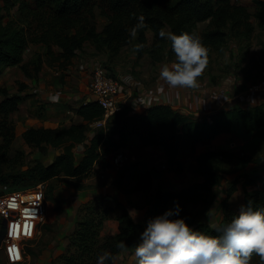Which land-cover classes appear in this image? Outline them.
Listing matches in <instances>:
<instances>
[{
	"label": "trees",
	"instance_id": "trees-1",
	"mask_svg": "<svg viewBox=\"0 0 264 264\" xmlns=\"http://www.w3.org/2000/svg\"><path fill=\"white\" fill-rule=\"evenodd\" d=\"M0 6V72L4 65H15L23 61L24 49L30 44H42L43 52L52 61L63 60L62 65L71 62L76 51L87 41L99 48H105L110 55L117 54L125 45L137 42L141 47L139 53L148 52L155 61L166 54L175 57L171 42L158 35L161 28L176 33L196 30L208 45V59L221 50L228 39L248 45L254 31L252 16L264 22V0H255L257 10L253 14L245 5L232 0H4ZM21 2L24 22L21 24L10 15V7ZM10 4H9V3ZM11 5V6H10ZM95 9L106 17L107 23L102 30L97 29ZM3 10L6 12L4 13ZM143 15L145 27L139 29L132 38L129 33ZM207 25L198 30L200 22ZM148 32L152 34L151 40ZM36 57L22 64L23 70L35 76L41 69L43 55L36 51ZM25 84H21L23 89ZM5 98L0 102V181L13 187H26L45 182L46 196L53 198L54 178L68 177L76 188L86 187L85 179L92 173L96 162L108 163L121 150L127 138L137 134L144 146L159 145L164 148L167 168L177 174L184 171L179 158L181 141L184 136L195 145L202 140L215 138L222 132L231 130L234 124H242L247 132L264 141V103L249 107H233L218 110L210 118L194 119L170 104H156L146 111L130 114V107L123 105L122 110L107 119L106 126L99 127L90 143L85 147L83 158L76 163L67 152H61L55 159L46 164L36 159L33 164L24 167V151L17 150L9 158V152L16 136V125L11 113L19 108L23 95L8 94L3 89ZM87 121L86 124H71L69 127H30L23 137L32 146L44 150L46 145L57 149L68 143H81L87 138L88 124L104 116V109L96 101H89L75 108ZM45 145V146H44ZM229 156H236L244 168L251 162H259L263 155L234 154L226 149L208 150L197 156L196 171L202 177L180 191L152 189V173L146 171L135 178L133 185L128 186L126 176L134 171L137 162H124L117 170L114 183L124 192L143 191L146 204L151 206L144 223L136 222L120 200L110 199L103 195L84 202L78 210V220L69 239L70 244L65 252L53 259L51 264H95L98 255L104 250L111 253L104 264H113L114 257L121 250L118 242L123 240L126 249L133 247L140 237L149 218L169 208L172 200L181 202L180 215L187 217V222L197 229L213 231L208 222L197 221V216L187 209V203L200 201L210 205L212 193L223 177L224 171L220 161ZM255 179L247 180L253 182ZM235 191L233 184L228 198ZM151 194L149 198L147 196ZM252 200L255 206L264 207V181L257 193H245V202ZM237 211L229 208L227 199L223 204V221H229ZM116 215L119 219V232L102 238L101 229L105 221ZM2 218L0 225L2 226ZM249 264H264L260 254L253 252Z\"/></svg>",
	"mask_w": 264,
	"mask_h": 264
},
{
	"label": "crops",
	"instance_id": "crops-1",
	"mask_svg": "<svg viewBox=\"0 0 264 264\" xmlns=\"http://www.w3.org/2000/svg\"><path fill=\"white\" fill-rule=\"evenodd\" d=\"M232 1L245 5L252 14L257 10L255 0ZM252 18H255L254 15ZM255 20L259 22L258 19L255 18ZM252 22L254 31L247 47L238 48L240 43L237 40L228 39L227 43H231L228 57H234H231L232 64L228 67L224 66L223 63L217 66L206 65L197 77L198 87L195 88L173 87L161 80L159 77L161 66L173 62L175 57H169L166 54L161 60L155 61L148 52L139 53L136 47L137 42L125 45L117 54L110 55L111 58L108 59L109 52L107 49H98L95 43L87 41L81 49L76 51L71 62L65 65L59 62L56 65L54 61L51 62L49 56L43 55L41 69L35 76H30L22 68V64L27 60L25 51L28 49L27 52L35 53L39 47L40 52L44 54L43 52L46 50L42 44H30V47L27 46L24 49L23 61L0 74V82H3L4 87H7L8 94L19 93L23 95L19 108L11 113V117L16 123V137L12 146H15L14 142L20 139H22V146H29L23 134L30 127L56 128L69 127L73 123L86 124L87 121L75 111V108L95 100V95L89 87V81L94 67L102 61H107L105 67L120 80L119 97L123 105L130 107V114L144 112L156 104H170L194 119H204L210 118L212 113L221 109L249 107L264 103V93L249 90V87L260 79L261 70L264 68V22L256 24L253 19ZM33 46L37 47L34 48ZM22 83L25 84V87L20 89ZM54 95H58V99L52 100L50 98ZM5 96L4 93L0 94V102ZM26 102H28L27 106H25ZM30 105H35V108H44L43 113L34 115L30 111ZM19 110H25V115ZM99 127L101 126H96L90 122L86 131L87 138L84 142H71L59 149L46 145L49 148V150L47 148L48 155L47 152L42 154L38 151L34 153L33 157L35 160L39 159L49 164L56 155L67 152L78 163L85 154L86 145L90 143ZM226 146H264V141L254 136L252 132H247L242 124H234L230 131L222 132L213 139L199 141L195 145L189 137L184 136L181 141L179 158L183 162V167L186 166L183 154L191 162L194 158L195 164L191 169L192 174L201 180L202 177L196 171L198 167L197 156L208 150L227 149ZM121 150L130 157L129 160L138 159V161H134L138 162L136 166V169L138 168L136 170L137 177L146 171L152 173V193L157 190V186L161 185L162 187L163 183L170 191H180L189 186V182L183 178L185 176L180 174H177L180 176L170 175L172 177L171 182H166L165 173L162 170V168L167 167L166 155L162 146H144L140 137L137 134H132L127 138V142ZM153 152L160 154L161 163L154 166L159 172L152 170L154 164L149 167L146 165V162L154 160ZM250 166H254V168L249 175L241 180L243 203H245V193H257L264 181V158L259 162H251L246 167ZM246 167L243 168L242 172L247 171ZM117 168L119 167L113 162V158L108 163L96 162L92 173L85 179V188L79 189L73 185V188L68 186L66 191L55 193L54 190L53 198L58 200V207L54 208L56 211L52 218L54 229H50V241L47 250L34 264H51L53 259L67 250L70 244L69 237L77 224L80 206L96 195L120 200L128 207L136 222H145L151 206L146 204L143 191L124 192L114 183ZM183 173L185 174V172ZM163 177L164 181L162 180ZM246 179H255V181L246 183ZM229 208L238 211L232 207L231 203ZM219 223H224L223 213ZM119 225V219L116 215H112L105 221L100 236L104 238L115 235L119 232ZM119 255H124L126 259L124 264H137L133 247L123 249L116 254L113 264ZM46 260L49 261L45 262Z\"/></svg>",
	"mask_w": 264,
	"mask_h": 264
},
{
	"label": "clouds",
	"instance_id": "clouds-1",
	"mask_svg": "<svg viewBox=\"0 0 264 264\" xmlns=\"http://www.w3.org/2000/svg\"><path fill=\"white\" fill-rule=\"evenodd\" d=\"M144 27L145 18L139 15L129 35L135 38ZM158 35L171 42L175 53L173 62L161 66L160 79L173 87H198L197 77L206 67L209 50L202 35L196 30L176 33L164 28ZM50 98L56 100L58 95ZM180 212L181 205L174 201V206L148 219L134 248L137 264H249L253 252L264 259V207L252 200L242 203L229 221L213 226L212 232L195 228ZM117 247L126 249V244L121 240ZM110 256L104 250L97 264Z\"/></svg>",
	"mask_w": 264,
	"mask_h": 264
},
{
	"label": "rangeland",
	"instance_id": "rangeland-1",
	"mask_svg": "<svg viewBox=\"0 0 264 264\" xmlns=\"http://www.w3.org/2000/svg\"><path fill=\"white\" fill-rule=\"evenodd\" d=\"M10 1H12V0H10ZM26 1L33 3L34 0H26ZM4 5H5V1L0 0V6H4ZM3 12L5 13L6 11L3 10ZM95 12H96V14H98V16H97V29L100 31L106 25L107 19L105 16L100 14V11L98 9H95ZM9 18L15 19V21L20 23V25L26 24L24 22V14L22 12L21 2L16 1V3L10 7V15L6 17V21L9 20ZM252 19H253V21L256 22V24H262V23H260V21L259 22L256 21L255 18H252ZM207 23H208V21L200 22L198 25V30L199 31L202 30L207 25ZM148 35H149V38L151 40L152 34L150 32H148ZM230 44H231L230 42L226 43L221 50H219V51L217 50L216 52H214L212 54L210 61L206 65L217 66L218 64L221 63V65H222V63H223V65L226 67L230 66L232 64V58H234L233 56H231L232 58L228 57V54H229L228 52L230 51ZM238 45H239L238 48L247 47V45L244 43H240ZM33 47L35 48L37 46H33ZM38 48L36 49V51H41V49H38ZM27 51H28V49L25 51L26 52L25 54L27 57L26 62L31 60L32 58L36 57V54H37V52L33 53L30 51L29 52H27ZM239 54H240V51H239ZM44 56L46 57L45 54H44ZM107 58L108 59L111 58L110 53H109ZM54 62L56 65L58 64V62L60 64H62L63 60L54 61ZM106 62L107 61H102L101 64H103L105 66ZM11 66H13V65H4L0 74L7 71ZM2 84H3V82L2 83L0 82V94L1 95L4 93L3 89H7V87L6 86L4 87V85H2ZM28 102H26L25 106H27ZM30 107H31L30 111L34 115H41L44 111L43 110L44 108H35V105H30ZM19 111L23 115H25V110H19ZM19 116H18V118H19ZM21 140L22 139L14 142L15 146H11L8 157L9 158L13 157L17 150L24 151V160H23L24 161V167H26L30 164H33V162L35 161V158L33 157L34 153L40 151L42 154H46V152H47V155L49 154V152H48L49 148L47 146L44 145L45 146L44 150L40 149L39 147L32 146L30 144H28L29 146H22ZM47 148H48V150H47ZM226 148H227L226 150L232 151L234 154H238V155L239 154H241V155L252 154L254 156H258V155L264 156V146H226ZM184 153H186V152H184ZM152 154H153L154 160H156V161L152 160L150 162H146V165L149 167L151 164H154L152 170H154L155 172H159L157 167H154V166L161 163L160 154H158L157 152H153ZM183 158L185 159L184 163L186 164V166L184 167V171H183V172H185V174L182 172L180 175L185 176L183 178H185V180L187 182H189L188 185L192 184L193 182L199 181L196 177L193 176L192 170H191L195 164V159L193 158V161L191 162L190 159H188L185 154H183ZM127 161H129V163H133L134 161H138V159L132 160V161L127 160ZM182 164H183V162H182ZM238 165H240V162H239L238 157H236V156H229V157L227 156L220 161V166L224 171L223 172L224 177H223L221 183L215 187V189L212 193L210 205H208L202 201H200L198 203L188 202L186 204L187 209L197 216V221H199V222L206 221V222L210 223L211 225L220 224L219 222L221 221L222 213H223V204L226 201V199H227V203L229 206L231 203V205L234 209H239V206L243 203V191L241 189V182H242L241 180L244 177H246V175L250 174V172L254 168V166H250V167L245 166L247 171L242 172L243 168L239 169ZM161 168H162V166H161ZM137 169L135 168L134 171L133 170L130 171L128 173V175L126 176L128 186H131L134 184L135 178H137V176H136V170ZM162 170L165 173L164 176L166 178L165 179L166 182L167 181L171 182L172 177H170V175L174 176L176 174L175 176H180V175H177V173L169 170L167 167L162 168ZM243 173H245V174L243 175ZM257 177H259V176H257ZM156 178H158L157 175H156ZM162 180L164 181V177ZM246 181H247V179L245 180V182ZM158 182L160 183V181H158ZM51 184L55 185V187H56L55 193L64 191L68 186L73 188V182L68 177L54 178L51 181ZM233 184H235V191L236 192L234 191L232 193V195L228 198L229 189ZM4 185L5 184H2V182L0 181V191L3 190ZM162 185H163L162 187H161V185L157 186L156 189L157 190L160 189L162 192L167 191L168 189H167L166 185H164V183ZM27 187H29V186H27ZM46 189L47 190L49 189L47 183H46ZM150 196H151V194L149 193L147 198H149ZM45 199H46L45 200L46 213H45L44 218L38 223L35 236L31 240H29V242H28L26 258H25L24 262H22L24 264H34L43 255L44 251L47 250V247H48V244L50 241V233H51L50 229L51 228L54 229V223H52V218H53V216H55L54 213L56 210L54 208L58 207V200L56 201L55 198H51V197H47V196H45ZM145 199H146V197H145ZM179 204L182 206L181 202H179ZM172 206H174L173 200H172L170 207H172ZM0 218H2L1 215H0ZM49 218H51V219H49ZM1 229H2V226L0 225V236L2 235ZM3 239H4V236H3V238H1V243H0V262H2V264H8L7 260H6V255L4 252ZM42 260L44 261V259H42ZM125 260L126 259H125L124 255H122V256L119 255L118 258L115 259L114 264H124ZM48 261L49 260H46L45 262H48Z\"/></svg>",
	"mask_w": 264,
	"mask_h": 264
},
{
	"label": "built area",
	"instance_id": "built-area-1",
	"mask_svg": "<svg viewBox=\"0 0 264 264\" xmlns=\"http://www.w3.org/2000/svg\"><path fill=\"white\" fill-rule=\"evenodd\" d=\"M89 87L95 95V100L104 109V116L93 121L96 126H106L107 119L122 110L120 100V80L103 64H97L89 81ZM249 90L264 93V68L261 77L254 82ZM129 160V156L119 150L113 157V162L121 167ZM46 183L39 182L29 187H13L5 184L0 192V215L6 220L4 236V252L8 264L23 262L27 254V246L37 230L38 223L44 218Z\"/></svg>",
	"mask_w": 264,
	"mask_h": 264
},
{
	"label": "water",
	"instance_id": "water-1",
	"mask_svg": "<svg viewBox=\"0 0 264 264\" xmlns=\"http://www.w3.org/2000/svg\"><path fill=\"white\" fill-rule=\"evenodd\" d=\"M110 164V163H109ZM108 164V165H109ZM1 231H2V235L0 236V243H1V238H3V236H5V234H6V220H3V224H2V229H1Z\"/></svg>",
	"mask_w": 264,
	"mask_h": 264
}]
</instances>
